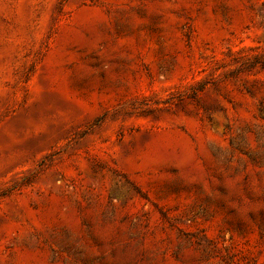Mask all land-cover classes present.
Masks as SVG:
<instances>
[{
	"label": "rangeland",
	"instance_id": "374dc122",
	"mask_svg": "<svg viewBox=\"0 0 264 264\" xmlns=\"http://www.w3.org/2000/svg\"><path fill=\"white\" fill-rule=\"evenodd\" d=\"M0 264H264V0H0Z\"/></svg>",
	"mask_w": 264,
	"mask_h": 264
}]
</instances>
